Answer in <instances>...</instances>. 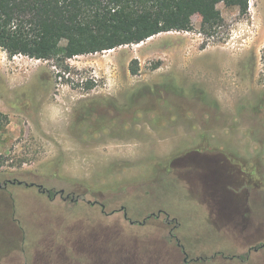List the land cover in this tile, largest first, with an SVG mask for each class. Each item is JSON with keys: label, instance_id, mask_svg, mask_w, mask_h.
<instances>
[{"label": "rangeland", "instance_id": "obj_1", "mask_svg": "<svg viewBox=\"0 0 264 264\" xmlns=\"http://www.w3.org/2000/svg\"><path fill=\"white\" fill-rule=\"evenodd\" d=\"M217 8L210 35L194 16L189 32L71 59L0 49V180L84 185L172 221L117 225L11 185L0 264H183L181 246L199 259L185 264H264V0Z\"/></svg>", "mask_w": 264, "mask_h": 264}, {"label": "trees", "instance_id": "obj_2", "mask_svg": "<svg viewBox=\"0 0 264 264\" xmlns=\"http://www.w3.org/2000/svg\"><path fill=\"white\" fill-rule=\"evenodd\" d=\"M249 0H0V49L52 61L138 45L159 34L201 33L223 23L218 5L248 11ZM132 62L129 71L136 75ZM5 117V116H3Z\"/></svg>", "mask_w": 264, "mask_h": 264}, {"label": "flooded vegetation", "instance_id": "obj_3", "mask_svg": "<svg viewBox=\"0 0 264 264\" xmlns=\"http://www.w3.org/2000/svg\"><path fill=\"white\" fill-rule=\"evenodd\" d=\"M11 185H23L26 187H35L36 190H38L39 193L44 194L50 201L52 202H58L61 203V206H70V205H85L88 207H94L96 210H98L100 217L107 218L110 221L111 219L116 218L118 219L116 221V224H128V225H140L141 227H146L150 225V220L154 223L157 221H161L160 218L163 216L165 218V222L167 224H171L172 221L169 219V215L166 214L161 209H157L155 211H150L146 215L143 216H136L135 219L130 216L129 213V203L128 202H121L115 198V196L112 195H102L93 193L90 191L89 188L85 187L84 185H77L78 187H81L79 190H74L67 192L64 189L55 190V189H47L44 186H41L42 184H36L34 182L28 183L24 180H17V179H4L0 180V189L7 190L9 186ZM11 198V196H9ZM236 217V215H233ZM138 219H141L138 220ZM149 223V224H148ZM103 233H98L95 235L96 242L94 245L97 247H100L101 250H103L106 246L105 240H108L110 237H106ZM107 234V233H106ZM170 236L172 237V234L170 233ZM101 241V244L99 245V241ZM178 242V240H176ZM74 246L79 247L82 246V244L75 243ZM178 246L179 243H178ZM261 249L264 247V244H261L259 246ZM253 250L256 252L257 247H252ZM182 253L184 255V258L182 260V263L185 264L189 261H199V259L189 260L187 254L184 251V248L181 246ZM240 259V258H239ZM203 260V259H200ZM242 261V260H241Z\"/></svg>", "mask_w": 264, "mask_h": 264}, {"label": "crops", "instance_id": "obj_4", "mask_svg": "<svg viewBox=\"0 0 264 264\" xmlns=\"http://www.w3.org/2000/svg\"><path fill=\"white\" fill-rule=\"evenodd\" d=\"M233 218H234V216H232ZM229 224V223H228ZM232 225H234V224H232ZM228 226H231L230 224L228 225Z\"/></svg>", "mask_w": 264, "mask_h": 264}]
</instances>
